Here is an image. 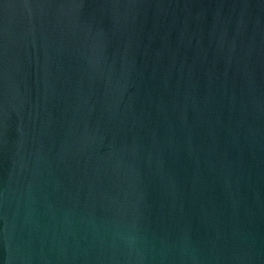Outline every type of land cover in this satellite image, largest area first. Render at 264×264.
<instances>
[{"label":"water","instance_id":"water-1","mask_svg":"<svg viewBox=\"0 0 264 264\" xmlns=\"http://www.w3.org/2000/svg\"><path fill=\"white\" fill-rule=\"evenodd\" d=\"M0 264H264V0H0Z\"/></svg>","mask_w":264,"mask_h":264}]
</instances>
